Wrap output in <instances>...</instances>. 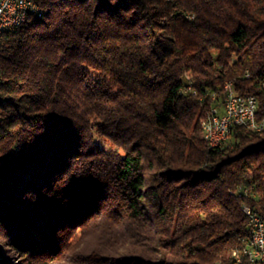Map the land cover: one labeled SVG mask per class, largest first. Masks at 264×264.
<instances>
[{
  "label": "trees",
  "instance_id": "trees-1",
  "mask_svg": "<svg viewBox=\"0 0 264 264\" xmlns=\"http://www.w3.org/2000/svg\"><path fill=\"white\" fill-rule=\"evenodd\" d=\"M36 1L0 35V264H235L264 130L202 123L226 81L264 118V0Z\"/></svg>",
  "mask_w": 264,
  "mask_h": 264
},
{
  "label": "built area",
  "instance_id": "built-area-1",
  "mask_svg": "<svg viewBox=\"0 0 264 264\" xmlns=\"http://www.w3.org/2000/svg\"><path fill=\"white\" fill-rule=\"evenodd\" d=\"M23 7V0H0V35L3 27H10L12 19L17 17L19 9ZM183 92L196 96L197 92L187 84ZM212 102H216L215 129L208 131L212 135L215 145H222L231 137L235 127H243L248 131H262L264 126H259L255 118L257 96L253 94H240L236 91L232 82H224L221 94L211 92ZM244 98H251V110H244ZM238 196L250 199L242 205V211L246 216H251L250 227L257 228L263 251H253L248 243V253H257V261L254 264H264V202L260 203L261 194L254 186H237L232 190ZM247 241V236L245 237ZM248 242V241H247ZM235 264H242L243 259H233ZM221 264H225L221 262Z\"/></svg>",
  "mask_w": 264,
  "mask_h": 264
},
{
  "label": "bare ground",
  "instance_id": "bare-ground-1",
  "mask_svg": "<svg viewBox=\"0 0 264 264\" xmlns=\"http://www.w3.org/2000/svg\"><path fill=\"white\" fill-rule=\"evenodd\" d=\"M40 12L41 8L36 0H23V7L19 9L17 17L12 19L10 27H3V32L23 24L29 14H39ZM244 110H251V98H244ZM215 112L216 105H212L207 118L202 123L203 137L209 147L218 146L215 145L212 135H208V131H214L215 129ZM255 118L256 121L259 122V126H264V118H258V101H256ZM249 224H251V216H247L246 224L248 242L244 239L243 246L232 250L230 254L232 259H236L237 256L238 259H243L242 264H254V261H257V253H248V243L253 251H263V244H261L257 228L250 227Z\"/></svg>",
  "mask_w": 264,
  "mask_h": 264
},
{
  "label": "rangeland",
  "instance_id": "rangeland-1",
  "mask_svg": "<svg viewBox=\"0 0 264 264\" xmlns=\"http://www.w3.org/2000/svg\"><path fill=\"white\" fill-rule=\"evenodd\" d=\"M97 141L98 143L103 146L104 148L106 149H109V148H115L114 145L112 144V142L108 139H106L105 137H102V136H97ZM79 235L78 231L75 233L74 235V238H77ZM0 245L2 246V244L0 243ZM10 251V250H9ZM9 251L7 250V252L9 253ZM9 255H12V258L13 259H16L17 258V255L15 253H9Z\"/></svg>",
  "mask_w": 264,
  "mask_h": 264
}]
</instances>
